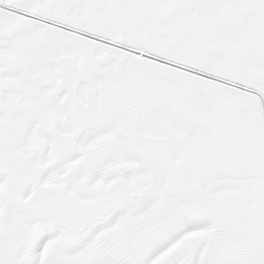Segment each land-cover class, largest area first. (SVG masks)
I'll return each mask as SVG.
<instances>
[{"label": "snow or ice", "instance_id": "6c2138e0", "mask_svg": "<svg viewBox=\"0 0 264 264\" xmlns=\"http://www.w3.org/2000/svg\"><path fill=\"white\" fill-rule=\"evenodd\" d=\"M0 264H264V0H0Z\"/></svg>", "mask_w": 264, "mask_h": 264}]
</instances>
